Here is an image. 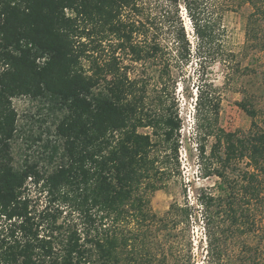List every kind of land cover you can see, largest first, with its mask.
<instances>
[{
	"label": "trees",
	"instance_id": "16d2710c",
	"mask_svg": "<svg viewBox=\"0 0 264 264\" xmlns=\"http://www.w3.org/2000/svg\"><path fill=\"white\" fill-rule=\"evenodd\" d=\"M152 1L157 0H0V217L7 224L0 228V264L167 262L164 254L155 260L144 252L145 230L134 228L127 234L105 226L128 217L136 227L145 223L149 215L142 186L146 183L152 192L160 189L159 158L153 153L157 142L139 129H152L160 144L173 140L170 149L177 159L181 120L165 108L164 77L171 75L161 41L150 35L153 19L179 26L175 41L186 42V48L174 60L187 63L191 49L182 26L183 8L197 39L195 53L204 63L212 60L224 13L247 9L246 45L264 54V0H163L158 15L135 20ZM93 35L102 38L99 43L105 37L116 41L107 58H98L100 45H91L96 43ZM136 37L141 40L135 42ZM128 56L132 62L162 61L158 110L143 107L145 92H138L123 66ZM205 86L197 87L195 109L203 135L214 138V167L207 177L215 176L218 182L216 194L199 196L206 214L201 264H264V131L247 100L238 103L252 120L247 133L214 126L206 115H217V89L210 82ZM19 97L44 99L62 112L56 126L61 160L50 172L34 163L20 168L13 164L17 112L12 100ZM200 149L204 154V147ZM29 184L46 193L50 203L61 201L69 212L79 214L84 228L57 225L49 208L36 217ZM173 213L175 227L188 224L191 208L173 205L166 219ZM234 239L241 244L237 256L228 248ZM175 257L177 262L182 259ZM195 263L193 256L181 262Z\"/></svg>",
	"mask_w": 264,
	"mask_h": 264
},
{
	"label": "rangeland",
	"instance_id": "374dc122",
	"mask_svg": "<svg viewBox=\"0 0 264 264\" xmlns=\"http://www.w3.org/2000/svg\"><path fill=\"white\" fill-rule=\"evenodd\" d=\"M163 4V0L152 1L150 8L144 10L143 15L134 17L135 20L144 22L147 14L158 15L159 7L165 6ZM167 8L173 12L172 6ZM247 13V9L224 13L221 19V37L214 45L212 60L204 63L201 59L199 61L195 53L197 39L183 8L180 10L182 26L191 49V58L187 63L177 64L174 60L176 53L179 51L183 55L186 48V42L178 44L175 41L174 32L179 26L174 23L169 24L167 21L160 23V20L150 18L153 19L155 26L150 30V35L153 34V38L161 41L166 53L164 62H168L171 75L170 79L164 77L167 84L165 108L177 112L181 120L177 137L179 144L177 159L170 149L173 140L169 145L160 144L158 143L160 140L152 135V129H139L140 132L150 134L153 141L157 142L153 153L159 158L157 165L160 174L156 178L158 182L156 184L160 189L152 192L146 183L142 186V194L147 201L146 212L149 215L145 223L140 222L139 227H136L137 224L128 217L117 224L107 221L105 226L110 230H121L127 234L134 228L145 230L144 252L158 258L155 260L162 259L164 254L167 259L164 264H181L188 261L189 256H193V260L201 264L206 250L204 230L206 214L200 205L199 196L201 193L216 194L218 178L207 177L214 167L210 157L214 138L205 137L203 135L205 130L198 127L195 109L197 87L203 84V89L206 90L205 84L210 82L217 89L219 104L217 115L213 113L206 115L214 126L226 132L247 133L252 120L238 107L239 102L247 100L255 108V121L264 131V54L246 45L244 28ZM93 37L96 43L90 42L91 45H96L102 39L95 35ZM134 40L139 42L141 39L136 37ZM101 41L97 55L100 60L107 58L113 52L116 42L111 37H105ZM123 66L128 68L129 77L136 82L138 92H145L143 104L145 110H158L160 104L156 96L162 61L132 62L128 56L124 57ZM12 105L17 112V132L12 141L14 166L20 168L25 163H34L41 171L50 172L61 160L62 141L56 136V126L62 117V112L44 99L19 97L12 100ZM202 146L204 154L200 149ZM55 149L56 153H54ZM51 157H53L52 161ZM27 188L36 217L42 210L49 208L57 217V225L65 229L71 225L84 228L79 214L69 212L61 201L50 203V197L38 187L29 184ZM173 205L179 208L186 206L191 208L188 224L182 223L175 227L171 221L174 213L166 219L165 216ZM162 218L165 220L159 222ZM6 225L4 219L0 217V228ZM43 225L41 231L46 232L47 222ZM258 242L262 243V241ZM228 245H230L228 247L230 254L237 256L238 246L241 245L239 240L234 239ZM175 256H181V261L177 262L178 258Z\"/></svg>",
	"mask_w": 264,
	"mask_h": 264
}]
</instances>
